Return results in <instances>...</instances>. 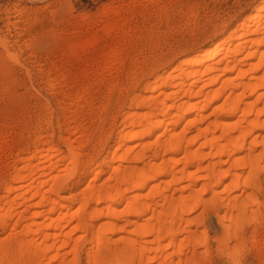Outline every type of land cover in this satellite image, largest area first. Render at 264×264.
Here are the masks:
<instances>
[{"label": "bare ground", "instance_id": "6f19581e", "mask_svg": "<svg viewBox=\"0 0 264 264\" xmlns=\"http://www.w3.org/2000/svg\"><path fill=\"white\" fill-rule=\"evenodd\" d=\"M246 13L210 45L144 78L119 109L120 124L89 150V135L78 141L84 128L65 121L57 132L34 134L30 152L17 151L0 172V264H213L211 250L235 260L247 239L257 245L264 228V0ZM120 39L105 54L106 69L125 62L116 59ZM0 47L16 58L2 37ZM78 102L89 104L76 95L71 103ZM83 174V189L71 191ZM213 217L219 238L209 235Z\"/></svg>", "mask_w": 264, "mask_h": 264}, {"label": "rangeland", "instance_id": "374dc122", "mask_svg": "<svg viewBox=\"0 0 264 264\" xmlns=\"http://www.w3.org/2000/svg\"><path fill=\"white\" fill-rule=\"evenodd\" d=\"M147 1L0 0V37L16 54V60L10 59L0 47L1 173L13 165L19 151L32 150L34 134L57 132L56 127L65 121L73 128H84L78 141L84 143L83 135H89L91 143L84 147L89 150L110 124H120L128 96L143 89L144 78L170 68L197 45H210L247 15L246 9L254 2ZM111 12L119 20L110 22ZM117 37L125 47L116 59L125 62L106 69L111 58L105 54ZM134 75L139 80L135 84ZM76 95L89 104H72ZM45 120L55 129L45 128ZM84 175L71 191L83 189ZM4 178L0 174V187ZM208 231L211 238H219L222 231L215 217L208 220ZM244 231L248 237L252 229ZM257 240L256 246L249 239L241 244L235 260L211 250V262L264 264V244H260L264 243V228Z\"/></svg>", "mask_w": 264, "mask_h": 264}]
</instances>
